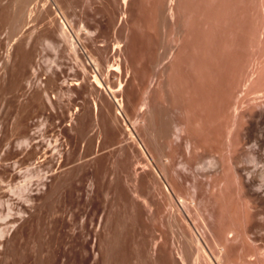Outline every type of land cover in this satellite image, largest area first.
<instances>
[{"label":"rangeland","instance_id":"1","mask_svg":"<svg viewBox=\"0 0 264 264\" xmlns=\"http://www.w3.org/2000/svg\"><path fill=\"white\" fill-rule=\"evenodd\" d=\"M0 264H264V0H0Z\"/></svg>","mask_w":264,"mask_h":264},{"label":"bare ground","instance_id":"2","mask_svg":"<svg viewBox=\"0 0 264 264\" xmlns=\"http://www.w3.org/2000/svg\"><path fill=\"white\" fill-rule=\"evenodd\" d=\"M124 2H126V0H124ZM170 5V4H169ZM173 5V4H172ZM171 8V7H170ZM171 10H173L172 8H171ZM63 27H64V25H63ZM95 80H96V82H97V85L99 86V87H102L103 85V83L101 84V82H100V80L98 79V77L97 76H95ZM109 89H110V91H112L111 93H113V89H111L110 87H109ZM119 90V89H118ZM106 91H107V89H106ZM116 91V90H115ZM117 100V99H116ZM117 112H119L120 113V111H117ZM113 248V247H112Z\"/></svg>","mask_w":264,"mask_h":264}]
</instances>
